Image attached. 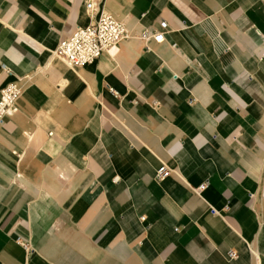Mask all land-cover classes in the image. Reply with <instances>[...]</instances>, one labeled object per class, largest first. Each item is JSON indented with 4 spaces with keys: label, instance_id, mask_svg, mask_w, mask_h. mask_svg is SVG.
I'll list each match as a JSON object with an SVG mask.
<instances>
[{
    "label": "crops",
    "instance_id": "obj_1",
    "mask_svg": "<svg viewBox=\"0 0 264 264\" xmlns=\"http://www.w3.org/2000/svg\"><path fill=\"white\" fill-rule=\"evenodd\" d=\"M102 11L132 36L58 57ZM11 82L0 264H264V0H0Z\"/></svg>",
    "mask_w": 264,
    "mask_h": 264
},
{
    "label": "built area",
    "instance_id": "obj_2",
    "mask_svg": "<svg viewBox=\"0 0 264 264\" xmlns=\"http://www.w3.org/2000/svg\"><path fill=\"white\" fill-rule=\"evenodd\" d=\"M94 7L93 1L88 3V8ZM164 25V24H163ZM132 36L126 25L118 20L112 13L102 11L96 19L88 25L76 27L70 36L63 37L55 53L64 59L71 66H82L98 60L109 48L115 46L123 39ZM142 39H154L163 41L164 32L143 29L139 35ZM114 92L113 88H110ZM21 95V88L16 83H8L0 89V122L8 117H12L19 111L18 100ZM172 171L165 165H161L157 171V177L168 176ZM206 186V182L201 183L195 188L200 191ZM25 248H29L28 243L24 242ZM230 258H236L238 253L235 250L228 252Z\"/></svg>",
    "mask_w": 264,
    "mask_h": 264
}]
</instances>
